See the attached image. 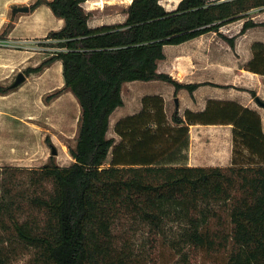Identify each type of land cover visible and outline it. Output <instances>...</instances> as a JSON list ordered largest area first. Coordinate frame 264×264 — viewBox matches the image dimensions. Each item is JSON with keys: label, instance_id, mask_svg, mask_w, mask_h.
Masks as SVG:
<instances>
[{"label": "trees", "instance_id": "obj_1", "mask_svg": "<svg viewBox=\"0 0 264 264\" xmlns=\"http://www.w3.org/2000/svg\"><path fill=\"white\" fill-rule=\"evenodd\" d=\"M85 1L37 0L29 7L30 14L47 7L64 24L46 37L60 51L23 74L61 61L64 88L46 101L70 91L81 115L70 166L51 156L39 168L10 169L23 179L0 174V246L33 249L37 264H134L139 245L264 264V132L256 110L210 100L204 111L184 116L175 107L168 119L163 97L147 95L139 112L115 124L119 140L108 137L128 83L161 81L191 95L203 85L219 87L159 73L164 46L216 33L234 49L235 37L221 28L243 21L244 35L262 26L249 14L264 9V0H181L171 11L162 0H132L124 22L94 28ZM251 52L243 69L264 78V43L254 42ZM197 124L232 125L231 166H189L190 126ZM0 264H7L1 251Z\"/></svg>", "mask_w": 264, "mask_h": 264}, {"label": "crops", "instance_id": "obj_2", "mask_svg": "<svg viewBox=\"0 0 264 264\" xmlns=\"http://www.w3.org/2000/svg\"><path fill=\"white\" fill-rule=\"evenodd\" d=\"M4 1L9 2L8 0ZM13 4L11 2L6 6L9 8ZM54 18L51 10L43 6L38 8L34 13L15 19L12 22V27L4 36L7 47L4 49L0 48V57H2L0 59V88L11 87L13 85L11 77L12 80L13 78L16 79L23 68L28 66L25 64L31 63L32 59H34L32 68L35 69L40 66L36 64L41 58L39 56L48 55V58H50L54 55L51 53L53 49L48 45L51 43V40H45V38L49 32L61 29L64 24L62 20L56 19L55 25L52 26L50 23L54 21ZM9 23H11V20L4 13H0V34L5 31V27ZM215 36L216 33H207L180 45L164 46L166 59L159 63L158 72L169 74L183 84L212 83L219 87L203 85L191 95L187 90H180L176 93L173 86L161 81L141 82L140 84L131 82L133 84L128 83L126 85L130 86L131 89H140L142 91L141 100L147 95L163 97L168 119H171L173 113L169 114L167 112V107L171 103H174L175 107L179 109V114L184 116L186 110L194 112L204 111L210 100L238 102L240 105L256 110L260 114L262 130L264 132V115L252 106V101L246 98L242 99L234 89L229 88L230 85L228 83L214 79L213 76L216 70L225 72V70L230 69L227 65L216 64L214 62ZM254 42L264 43L263 40H256ZM45 51L48 53H41ZM63 88L62 62L57 61L45 66L40 72L30 74L29 77L26 76V81L20 87L12 88L7 94H0V140H2V134L4 133L7 134L5 137H12V142H0V153L3 152L2 147L4 146L8 147L3 149L6 153H19L22 151L26 154L34 153V121L38 118L37 113L34 111L40 108V106H45V111L42 112L44 119L52 120L54 117L52 112L46 111L51 104H47L48 102L44 101L46 99L45 96ZM71 94L70 91H65L56 100H59L64 95H70L76 100ZM141 100L140 106L135 112L125 115L118 113L117 117L115 114L118 112V108L111 116L110 128L113 124L114 129L115 124L121 118L139 112ZM114 138L117 141L119 140L116 134ZM210 138L214 142L212 148L209 149L212 156L203 154L204 158L201 159L198 155L202 148L199 147L198 140L201 139L203 141L205 139L208 142ZM16 139L19 140L17 141ZM224 145L227 149L228 157L225 161L226 163L221 164V153L223 152L221 148ZM22 146H25V149ZM18 147L20 150H18ZM233 148L232 125L197 124L190 126L189 166L229 167L233 162Z\"/></svg>", "mask_w": 264, "mask_h": 264}, {"label": "rangeland", "instance_id": "obj_3", "mask_svg": "<svg viewBox=\"0 0 264 264\" xmlns=\"http://www.w3.org/2000/svg\"><path fill=\"white\" fill-rule=\"evenodd\" d=\"M8 1L9 2L0 0V13H4L5 16L11 20V23L5 27L6 29L12 27V22L15 19L25 17L31 13H18L13 18V7H30L37 0ZM130 1L132 0H86L82 4V7L85 12L89 14L90 27L94 28L102 25H112L124 22L126 19V9L130 5ZM179 1L181 0H162L161 4L167 10L171 11L176 8ZM11 2L14 4L8 8L6 5ZM249 16L254 22L262 24V26L250 29L244 35H238L242 29L243 21H238L221 28V33L226 37H235L234 49H232L226 41L216 34L214 62L216 64L220 63L225 66L227 65L230 69L225 70V72L216 70L213 77L216 81L228 83V85H230L229 88L234 89L237 95L241 96L242 99L246 98L252 101V106L264 115V108L260 107L253 97V93H255L256 97H259L262 101H264V78L243 69L244 65L252 57L251 46L253 42L256 40L264 41V9L252 11ZM56 19L57 18H54V21H51L50 24H52V26L55 25V21H57ZM4 40L5 39L2 38L0 34L1 49L7 47V43ZM45 40L47 39L45 38ZM54 44V41H51V43L48 44L49 47L53 49L51 52L52 54L60 51L57 48L52 47ZM41 53L48 52L45 51ZM39 57H41L40 60H38L39 62H36V64L39 65L48 59V55H41ZM1 58L2 57H0V59ZM25 65L28 66H25L21 73H24V71L28 68H32L34 65V59H32L31 63ZM14 81L15 79L13 78L12 80L11 77L12 84ZM133 83L140 84L141 82ZM56 92L57 90L53 93ZM49 95L51 94H47L45 97L47 98ZM141 95L142 91L140 89H131L130 86L125 85L123 94L125 104L122 108H119L115 115L118 117V113L120 115H125L127 113L135 112L140 106ZM44 101L46 102V99H44ZM52 102L54 103L52 104ZM49 103L51 106L47 108L46 111L52 112V115L54 116L52 120L44 119V114H42V112L45 111V106H40L42 110L37 108L34 111L37 113L38 118L34 121L33 154H26L23 153V151L19 153H6L3 149L8 147H2L3 152L0 153V174L2 173V180H5V178L7 179V177L9 178L11 175H16L18 178L23 177L21 174H13L14 170L10 169H35L45 165L49 158L53 156L52 148H55L57 151V156L54 157L58 165L61 167H67L73 163L69 149L74 148L76 145V138L79 130V118L81 115L79 104L77 100H74L70 95H64L59 100L54 98L47 104ZM174 108V103L169 104L167 112L171 114ZM6 135V133L2 134V140H0V142H12V137H5ZM108 137H115L113 124L111 125ZM46 139H49L50 143H47ZM16 140L18 141L19 139ZM23 143L25 144V142ZM198 143L199 147L202 148L198 157L203 159V154L212 156L209 149L212 148L214 142H212L211 138L208 142H206L205 139L203 141L199 139ZM22 147L25 149V146ZM18 150H20L19 147ZM221 150L223 152L221 153L222 159L220 163L224 164L226 163L225 161L228 157V152L225 145L221 148ZM209 163L214 164L215 162ZM1 169H4L5 171L1 172ZM0 183L2 182L0 181ZM20 189L25 190L24 187ZM0 251L2 252V256L7 258V264H37L36 259L39 257L35 250L26 248L22 244L16 243L1 245ZM133 255L135 257L134 264H226L227 262V256L225 255H211L205 251L196 253L186 247L174 249L173 247L164 245H160L159 248L156 249L151 247V245H139L134 248Z\"/></svg>", "mask_w": 264, "mask_h": 264}, {"label": "water", "instance_id": "obj_4", "mask_svg": "<svg viewBox=\"0 0 264 264\" xmlns=\"http://www.w3.org/2000/svg\"><path fill=\"white\" fill-rule=\"evenodd\" d=\"M18 13L28 14V13H30V8L28 6L13 8L12 14L15 16ZM25 81H26V76L23 73H19L15 79V82L13 83V85L11 87L17 88V87L21 86ZM255 101L260 107L264 108V101H262L259 97H256ZM52 155L57 156V151L55 148H52Z\"/></svg>", "mask_w": 264, "mask_h": 264}, {"label": "bare ground", "instance_id": "obj_5", "mask_svg": "<svg viewBox=\"0 0 264 264\" xmlns=\"http://www.w3.org/2000/svg\"><path fill=\"white\" fill-rule=\"evenodd\" d=\"M132 1H130L129 3L131 4ZM180 2V1H179ZM104 4V3H103ZM109 4H113V3H109ZM98 5V4H97Z\"/></svg>", "mask_w": 264, "mask_h": 264}]
</instances>
